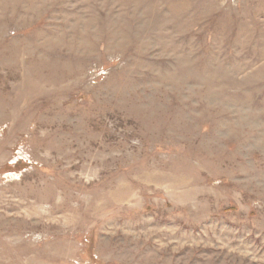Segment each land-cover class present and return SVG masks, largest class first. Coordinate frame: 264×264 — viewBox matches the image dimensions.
<instances>
[{
    "label": "rangeland",
    "instance_id": "obj_1",
    "mask_svg": "<svg viewBox=\"0 0 264 264\" xmlns=\"http://www.w3.org/2000/svg\"><path fill=\"white\" fill-rule=\"evenodd\" d=\"M0 264H264V0H0Z\"/></svg>",
    "mask_w": 264,
    "mask_h": 264
}]
</instances>
